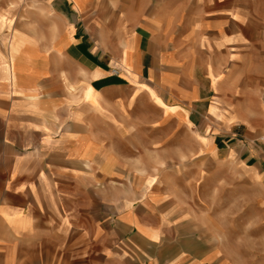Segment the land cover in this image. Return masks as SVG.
<instances>
[{"label":"crops","instance_id":"crops-1","mask_svg":"<svg viewBox=\"0 0 264 264\" xmlns=\"http://www.w3.org/2000/svg\"><path fill=\"white\" fill-rule=\"evenodd\" d=\"M263 93L264 0H0V264L234 261Z\"/></svg>","mask_w":264,"mask_h":264},{"label":"rangeland","instance_id":"rangeland-1","mask_svg":"<svg viewBox=\"0 0 264 264\" xmlns=\"http://www.w3.org/2000/svg\"><path fill=\"white\" fill-rule=\"evenodd\" d=\"M117 70V69H115ZM114 70V71H115ZM119 71V70H117ZM117 75L116 73H114ZM264 137V128L261 132L252 137H247L250 140V144L253 142L256 145H252L251 148H256L260 151L261 156L264 158V144L261 142V138ZM245 140V138H239ZM264 165V163H263ZM232 189L234 192H259V186L249 185L242 180L238 175L233 180ZM226 188V187H224ZM242 204L236 202V210L242 209ZM238 212V211H237ZM241 212V211H240ZM238 225H241L242 217H237ZM221 238L214 243V246L219 248L223 253H230L235 256V260L228 262L229 264H264V228H221ZM165 245L157 246V252L162 256L168 253L169 248ZM173 250H171L172 252ZM176 251V250H175Z\"/></svg>","mask_w":264,"mask_h":264},{"label":"built area","instance_id":"built-area-1","mask_svg":"<svg viewBox=\"0 0 264 264\" xmlns=\"http://www.w3.org/2000/svg\"><path fill=\"white\" fill-rule=\"evenodd\" d=\"M114 73H116L118 75L119 74V71L115 70ZM262 102L264 104V93H263V96H262ZM261 142L264 144V137L261 138Z\"/></svg>","mask_w":264,"mask_h":264}]
</instances>
